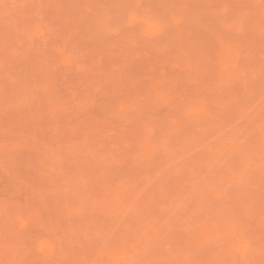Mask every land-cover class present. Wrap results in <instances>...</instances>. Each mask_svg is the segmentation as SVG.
I'll return each instance as SVG.
<instances>
[{"label":"rangeland","instance_id":"rangeland-1","mask_svg":"<svg viewBox=\"0 0 264 264\" xmlns=\"http://www.w3.org/2000/svg\"><path fill=\"white\" fill-rule=\"evenodd\" d=\"M0 264H264V0H0Z\"/></svg>","mask_w":264,"mask_h":264}]
</instances>
